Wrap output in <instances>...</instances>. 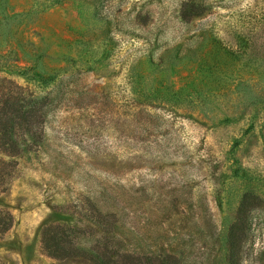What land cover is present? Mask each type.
Wrapping results in <instances>:
<instances>
[{
	"label": "rangeland",
	"instance_id": "rangeland-1",
	"mask_svg": "<svg viewBox=\"0 0 264 264\" xmlns=\"http://www.w3.org/2000/svg\"><path fill=\"white\" fill-rule=\"evenodd\" d=\"M9 90L0 264H264V0H0Z\"/></svg>",
	"mask_w": 264,
	"mask_h": 264
},
{
	"label": "trees",
	"instance_id": "trees-1",
	"mask_svg": "<svg viewBox=\"0 0 264 264\" xmlns=\"http://www.w3.org/2000/svg\"><path fill=\"white\" fill-rule=\"evenodd\" d=\"M44 101H38L33 95H26L22 91H10L3 93L0 97V133L2 134L3 144L12 145L17 149L12 135L23 128V123H30L36 118L38 104ZM25 127V126H24ZM5 216V217H4ZM246 214L243 208H240L238 221L231 227L230 231V264H237L239 257L237 253V243L241 237ZM12 224V215L0 210V232L6 231ZM241 234V235H240ZM56 255H61L56 253ZM102 264H121L117 261H104Z\"/></svg>",
	"mask_w": 264,
	"mask_h": 264
}]
</instances>
